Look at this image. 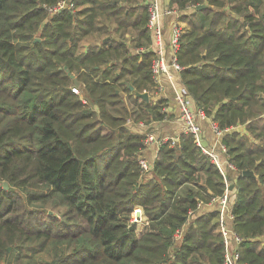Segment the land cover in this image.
I'll return each instance as SVG.
<instances>
[{"label":"trees","instance_id":"16d2710c","mask_svg":"<svg viewBox=\"0 0 264 264\" xmlns=\"http://www.w3.org/2000/svg\"><path fill=\"white\" fill-rule=\"evenodd\" d=\"M60 1L0 0V264L12 253L7 243L16 239L20 246L33 236L40 249L55 245L53 264H222L217 211L192 216L225 190L217 165L191 134L182 133L180 146L162 144L153 169L143 174L145 136L127 124L123 93L147 120L165 115L162 100L154 105L135 94L157 85L151 71L156 54L147 51V5L69 0L71 7L49 15V6ZM229 2L173 0L179 8L208 5L191 16L177 58L195 105L227 128L222 142L240 171L234 202V189L229 193L231 227L243 238L238 264H264V26H252L253 0ZM130 30L143 40L138 46L146 44L145 52L130 54L124 37ZM96 35L101 43L85 44ZM70 74L86 101L73 92ZM246 169L255 176L243 175ZM34 183L48 192L24 189ZM184 183L198 191L179 193ZM53 196L54 205L65 207L60 223L31 229L22 207L28 213L26 203ZM136 206L149 221L140 236L131 222ZM57 214L47 212L51 221ZM182 227L183 236L174 239ZM59 240L75 246L60 253Z\"/></svg>","mask_w":264,"mask_h":264},{"label":"built area","instance_id":"2783aa9c","mask_svg":"<svg viewBox=\"0 0 264 264\" xmlns=\"http://www.w3.org/2000/svg\"><path fill=\"white\" fill-rule=\"evenodd\" d=\"M68 0H62L55 5L49 6L48 10L50 14L56 13L65 7H71L67 4ZM148 28L153 32L155 38L156 55L154 56L151 64V71L154 81L160 83V77L162 74H166L174 88L175 100L180 106L181 116L185 122V133H189L193 136L195 143L201 148L202 152L207 155L210 160L215 163L223 177L225 182V190L221 195H216L212 198V201L218 204V228L222 236V242L224 245V260L222 264H238L240 257L239 245L243 238L237 233L232 227L231 223L234 219V214L231 210L230 202V178L227 174V167L232 170H238L235 163L229 159L228 148L220 140L226 129H222L218 122L210 117L204 109L193 108L190 104L189 99L186 96V91L179 88L176 84L177 74L182 70L177 54L180 49L181 37L184 32L183 26L180 22H175L172 26V32L169 40V46L171 49L170 57H166L163 51V29L160 24V19L163 14L172 13V10L162 9L160 0H149L148 2ZM143 50V49H142ZM73 92L79 94L80 88L78 86L72 87ZM84 101V100H83ZM207 120L210 128L219 138L218 147H208L202 142V129L197 118ZM144 124V123H143ZM164 143H170L172 146H177L179 143V136L172 137H158L153 133H146L144 138L145 145H161ZM220 153L224 154V160H222ZM139 162L142 168V173L146 174L151 171V165L146 157L140 155ZM226 162V168L224 163ZM194 211L189 210V215L193 214ZM139 216L131 217V222L137 223ZM184 227L178 229L175 232L174 238L181 239L184 233Z\"/></svg>","mask_w":264,"mask_h":264},{"label":"crops","instance_id":"0c3cea01","mask_svg":"<svg viewBox=\"0 0 264 264\" xmlns=\"http://www.w3.org/2000/svg\"><path fill=\"white\" fill-rule=\"evenodd\" d=\"M142 1H143V3H145L147 5V9H148L149 0H142ZM227 2L229 4L232 3V2H229V0H227ZM253 2H254V4H252V6L250 5V7L248 8V11L250 13H252V16H253L252 26H253L254 30H258L264 26V0H253ZM160 4H161L162 9L166 8V9L172 10V13L163 14L161 16V19H160V24H161L162 29H163V42H162L163 51H164L166 57H170L171 49L169 46V40H170L173 24L175 22H180V24L184 28L183 34L190 31V29H191V22H190L191 16H196V17L200 16V11L202 10V9H198L197 7L199 5H202V4H205L206 7L208 5H207V3H201L199 5L188 4L185 7L179 8L178 6H176L173 3V0H160ZM230 15L235 16L236 14H235V12L232 11ZM240 19L243 20V18H241V17H240ZM247 26L248 25L246 22L245 27H247ZM146 29L148 30L147 34L150 36V40H151L148 50H147L146 44H140L139 47L132 45L134 42H137V40L139 41V38H138L139 35L138 34H136V36L133 35L131 30L124 34V37L127 40V44L129 45V47L131 49L130 54L145 52L146 50L147 51L150 50L156 54L155 38H154L153 32L148 28V20L146 23ZM112 34H114L117 37H120V35H118V33H112ZM183 34H182V36H183ZM89 39H92V40H89ZM89 39L85 41V44H88L92 41H95L96 43L102 42L100 37H97V35L95 36V38H89ZM141 41H143V40H141ZM176 76H177V78H176L175 82H176L177 86L186 91V96L189 99L190 104L192 105L193 108H197V106L195 105V101L192 99V96L189 94L185 84L183 83L181 74L178 73ZM146 92L149 93V101H146L144 99L143 100L146 102L153 103L154 105L156 104V102L162 100V102L160 103V105H161L160 111L165 113V115L163 116V118H161L159 120L158 119H151V118L146 120V122L148 123L147 125H145V122H142V120H139V121L136 120L137 123L134 122L135 126L132 125L133 128L132 129L129 128V129L135 133H137V132L143 133L144 136H146V133H148V132L153 133L155 136H158V137L179 136L178 145L180 146V142H181L180 141L181 140L180 135L182 133H185V122L181 116L180 106L177 103V101L175 100L173 85L171 84L170 80L167 78V75L162 74V76L160 77V83H157L154 92L153 91L151 92L150 90H147ZM125 98L128 99L130 97L128 94H126V97L124 96V100L126 102ZM147 114L149 115L150 113L148 112ZM129 122H131L130 119L127 121V124ZM197 122L199 123V125L201 126V129H202V133H201L202 134V141H203V143H205V146L217 148L219 138L216 136V134L210 128L208 121L200 119L198 117ZM238 129L240 131H244L246 134H248V132L245 130L244 125L239 126ZM220 140L222 141V138H220ZM161 145H158V146L157 145H144V148L141 151V155L146 157L147 160L149 161V163L151 165V170L154 167V163L156 161V158L160 154V146ZM169 145L171 147H175V146H172L170 143H169ZM220 155H221L222 160H224L225 159L224 154L220 153ZM224 165L226 168V162L224 163ZM226 171H227V174H228V176L230 178V182H231L230 183V189L231 190L234 189V191L231 192V195H232L231 200H232V202H234L235 198H236V191H237L235 184L237 181V176L240 174V171L239 170L234 171V170L230 169L229 167H227ZM186 185H188V187L194 189L195 191H198V187H196L195 185H193L191 183H184L179 187L178 192L182 193V194L185 193V191L187 190L186 188H188V187L185 188ZM231 186H232V188H231ZM207 189H208L209 193L212 192L209 187H207ZM214 196H216V195H213L211 197V199H209V201L206 202L205 204L200 203L198 209L195 211V213L192 216H194L196 213L202 214V213H206L208 211H217L216 216L213 218V222H216L218 220V204L212 201V198ZM136 207L138 209H141V211H142V213L138 214V216H139V220H141L140 223H142V225L144 227V226H146V217L147 216H145L146 214H145V211H144L142 206H136ZM133 216H135V215H133ZM142 216H145V217H142ZM192 216H189V217L191 218ZM136 224L139 225L138 222ZM231 225H232V223H231ZM184 229H185V227H184Z\"/></svg>","mask_w":264,"mask_h":264},{"label":"rangeland","instance_id":"374dc122","mask_svg":"<svg viewBox=\"0 0 264 264\" xmlns=\"http://www.w3.org/2000/svg\"><path fill=\"white\" fill-rule=\"evenodd\" d=\"M234 1L236 2L237 0H234ZM48 14L50 15V13H48ZM132 34L136 36V31H132ZM37 38H39V37H37ZM86 39L88 40L89 38L87 37ZM89 40H92V39H89ZM140 41L141 40H139V41L137 40V42H134L132 45L139 47L137 44H139ZM155 88H156L155 86L147 87V89L150 90L151 92L152 91L154 92ZM126 94L123 93L122 96L126 97ZM78 95H81L82 99L84 101H86L81 88H80V93ZM125 104L130 110L128 118H127V121L129 119L131 121L128 123V127L130 129H132L133 126H135L134 122H136V120L137 121L142 120V122H145V125L148 124L146 122V120H147L146 114H144V113L139 114L138 113L139 112V106L136 107V105H135L136 103L133 101L132 98L126 99ZM92 107H93V105H92ZM137 114L140 115V116L138 115L139 120L136 118ZM22 187L23 186L18 188L20 190H17L18 194L21 195L22 198H24V196L27 193V192H25L24 189H27L31 193H36V194L48 192L47 186L42 185V184H38V183H34L33 185H30V186L29 185L24 186V189ZM186 187H188V185H186L185 188ZM22 198H18V200H22ZM53 199H57L56 196H53L52 198L50 197L47 199H39V200H35L33 202L26 203L28 213L25 212L23 207H22V210H23L24 214L26 215L24 217V219L29 220V222L31 221L30 222L31 223V229L36 230L38 228L45 227V225L47 227L48 223H50V222H52L54 224V226L56 227L58 222L61 221V213L59 214V210L60 209L64 210L65 207H64V205H61V204L54 205V201H52ZM51 209L58 211L57 216H55L52 221L47 216L48 210L51 211ZM140 213H142L141 209H138L137 207H135L134 210L132 211L131 215L138 216V214H140ZM145 216H142V217H145ZM76 220H77V222H79L80 218H77ZM70 221L73 222L74 220L73 221L70 220ZM140 221L141 220L138 221L139 225L135 223V232H136L137 236H140L142 234L144 227H145V226L143 227V225H142V223H140ZM71 222H69V223H71ZM148 223H149V221H148V218L146 217V225ZM61 227H62V225L59 226L57 228V230L60 229ZM69 228L71 230L73 229L71 227H69ZM174 235H175V233H174ZM176 240H180V239H176ZM39 241L40 240L38 238L33 236V238H31V239H28L26 241L24 240L23 243H22V240H20L19 241V242H21L20 246H19L18 240H16V239L7 243V245H9V250L12 253L8 256V260H6V262L3 264H53L54 255H55L53 248L55 245L48 244V245L44 246L42 249H40L38 246ZM74 246H75V241L70 243L68 240H59V245H57L56 247H57V250L61 253L63 251H66V252L70 251L71 249L74 248ZM169 252L171 254V252H172L171 248L169 249Z\"/></svg>","mask_w":264,"mask_h":264},{"label":"water","instance_id":"95a60500","mask_svg":"<svg viewBox=\"0 0 264 264\" xmlns=\"http://www.w3.org/2000/svg\"><path fill=\"white\" fill-rule=\"evenodd\" d=\"M69 3H70V1L68 0V1H67V4H69ZM205 7H206V5H205V4H202V5H199L197 8H198V9H203V8H205ZM70 76H71V78H73V80H74V85H75V86H78V85H79V81L77 80V78L75 77V75L70 74ZM131 89H133L132 86H131ZM135 94H136L137 96L143 98L144 100L149 101V93H148V92H146V91H144V92L135 91ZM202 142H203V141H202ZM203 144L205 145V143H203ZM242 174L245 175V176H255V173H254L252 170H249V169L243 170V171H242ZM4 186L7 188V187H8V183L5 182V183H4ZM231 188H232V186H231Z\"/></svg>","mask_w":264,"mask_h":264}]
</instances>
